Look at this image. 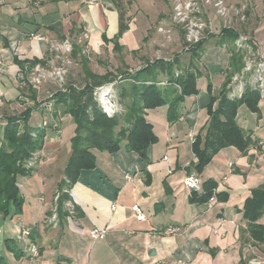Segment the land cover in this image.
<instances>
[{
	"label": "crops",
	"instance_id": "1",
	"mask_svg": "<svg viewBox=\"0 0 264 264\" xmlns=\"http://www.w3.org/2000/svg\"><path fill=\"white\" fill-rule=\"evenodd\" d=\"M88 1L0 0V121L6 115L34 108L27 106L16 113L14 105L38 102V94L33 99L29 87L28 93L24 87L20 89L21 84H31L20 63L47 62L52 48L62 50L66 41H80L83 35L87 39L85 47L95 52L102 44L117 53L127 46L134 49L145 25L160 20L170 5V0ZM204 53L196 79L198 93L186 96L169 117L167 109L146 111L152 127L156 115L165 117L164 152L155 155L151 144L143 159L127 151L125 141L113 154L93 150L96 167L82 170L68 191L70 199L66 202L73 205L75 218L65 203L52 218L54 192L70 155V142L63 138L65 128L72 125L69 135L74 134L73 118L63 112L62 106L57 108V115L51 117L53 126L46 127L38 162L28 175L18 177L24 199L22 210L7 218L0 214V264H241L248 260L246 245L264 247L248 239L242 212L251 191L264 183V96L260 97L258 112H250L243 105L237 111V123L253 142L247 150L222 148L197 173L189 135L208 123V115L202 110L209 100L208 85L215 95L230 67L227 50L225 61L211 70ZM210 71H214L218 84L210 80ZM203 79H207V87ZM148 112L153 115L150 119ZM186 137L191 141L190 157L183 151ZM187 169L201 179L198 195L203 194L205 182L216 184L218 200L211 209L207 201L190 198L183 184ZM134 204L144 212V220L133 216ZM258 222L264 225V215ZM169 227L177 228V232L166 233ZM24 228L30 231L28 241L21 236ZM91 228H107L106 237L92 240L87 233ZM30 242L38 247L37 257L32 258L27 250Z\"/></svg>",
	"mask_w": 264,
	"mask_h": 264
},
{
	"label": "trees",
	"instance_id": "2",
	"mask_svg": "<svg viewBox=\"0 0 264 264\" xmlns=\"http://www.w3.org/2000/svg\"><path fill=\"white\" fill-rule=\"evenodd\" d=\"M227 32L232 35L230 39L236 38L237 35L234 32L229 30ZM200 44L199 42L194 46L191 45L193 49L186 50L190 54V60L199 58L203 54V49L199 50ZM115 47L119 48L117 42H115ZM80 51L81 49L74 45L71 52L76 56ZM227 51L229 52L228 49ZM229 54L230 67L226 71L225 79L217 94L211 95L212 86L210 84L207 88L210 95L205 105L209 116L205 132L203 135L201 133L196 135L192 143V152L197 158L194 166L197 173L202 171L204 165L220 149L234 146L241 152H245L253 143L250 135L237 123L236 115L238 108L242 105L250 112H258L260 97L251 85H246L241 97L229 98L227 96V85L231 76L237 73L244 64L240 54L230 52ZM156 63H162L163 69L169 70L166 66L170 65L167 63L163 61H156ZM37 64L43 66L46 61L33 60L20 63L24 76H28ZM80 64L84 76L82 89L77 90L68 85L64 90L55 91L49 99L52 102L54 116L57 115V108L62 106L63 112L69 114L74 121V134L70 137V155L63 170L68 183L61 180L58 183V189L75 183L82 170L96 167L93 150L113 154L118 152L121 142L125 141L127 151L134 152L145 159L148 147L157 139L152 124L145 117L146 111L167 105L169 117L176 112V106L186 96L198 93L196 83L198 74L188 73L184 77L173 79L172 82L180 87V93L176 95L175 89L163 87L161 90L156 86V82H153L156 77L155 63L147 64L133 72H128L126 69L119 74H128L132 77L130 102L124 113H115L109 117L99 108L94 99L93 90L102 81H107L109 76L113 75L112 72L106 71L104 74L93 72L89 67L88 59L81 54ZM124 79L127 78L124 77ZM27 87L34 99L37 88L28 82ZM122 90L124 89L118 87V92ZM120 94L121 98L128 96L124 92ZM31 112L32 109L26 108L20 114L6 115L3 123L0 124V214L4 218L22 210L24 199L18 184V177L26 176L31 172L32 168H26L25 163L34 152L40 151L43 146L46 127L31 124L29 122ZM203 189L202 195H198V192H191L190 198L208 201L213 190L216 189V184L207 181ZM218 194L216 193L217 200ZM68 199L70 197L67 193L60 194L57 201L58 211L62 209L63 202ZM242 212L246 225L243 231L247 233L248 239L253 243L264 245V225L258 222L264 215V183L251 191V195L244 202Z\"/></svg>",
	"mask_w": 264,
	"mask_h": 264
},
{
	"label": "rangeland",
	"instance_id": "3",
	"mask_svg": "<svg viewBox=\"0 0 264 264\" xmlns=\"http://www.w3.org/2000/svg\"><path fill=\"white\" fill-rule=\"evenodd\" d=\"M163 11V16L160 20L156 23H148L145 25L146 29L143 30L142 36L137 41L134 49L127 46L124 51L117 53L111 49V46H104L102 44L100 50L95 52L85 47L84 42H87L85 35H83L80 41L69 39L67 43L65 42L63 44L62 50L60 48H52L50 58L43 65V72H37L32 69L27 77L30 83L37 88L38 102H29L27 105H14V111L19 113L25 107L34 105L32 110L34 109L35 117L33 119L30 118L29 122L31 124L34 122L38 123L42 127H52L54 123L51 117L54 115L52 114V102L49 101L51 95L58 89L64 90L68 85H71L77 90H81L84 86L80 54L88 59L89 67L95 73L102 74L105 70L112 71L113 75L109 76L107 81H102L93 90L94 99L105 115L107 114L104 109V106L106 107L107 105V100L105 99H109L114 104L116 113H124L126 111V106L130 102L129 96H131L132 92L130 84L133 83L130 75L119 74L126 69L128 72H133L141 67H145L147 64L152 65L155 63L154 70H156V77L153 82H156V86L161 90L163 87L175 89L177 95L180 93V87L174 84L172 80L181 76L184 77L188 73L198 74L199 69L203 66L201 60L202 54L201 57L190 60V54L186 51L199 42L201 43L199 50L202 48L203 53L205 50L210 49L208 53L207 51L204 53V55H207L205 58L207 63L205 64L210 70L217 68V64L225 61L224 56L227 49L230 53L240 54L244 64L237 72L236 78H234L236 73L231 76L227 86L228 92L230 89L232 90V87L238 85L240 80H243L246 82L245 84L249 82L248 85H250L251 83L253 89L259 94V97L264 95V87L260 85V80L262 82L263 80L261 78L264 77V64L259 62L260 60L264 61L263 0H170V5ZM228 30L234 32L237 35L236 38L233 37V39H230L232 35L227 32ZM74 45L81 49L76 56L72 55L71 52ZM191 45L193 46L190 47ZM156 61H163L170 65L166 66L169 70L166 71L163 69V64H157ZM247 64H250V69H244ZM57 72L60 73L57 74ZM210 72L212 77L210 80H213L215 85L218 84L217 77L213 78L214 71ZM38 74H41L39 84L33 81V78L37 77ZM257 76H259L258 79ZM124 77L127 79L125 80ZM203 83L207 87V79ZM247 86L245 85L244 88ZM21 87H24V92L28 93L26 84H21L20 89ZM118 87L124 89L122 91L128 96L121 98L120 93L123 92H118ZM241 91V95L237 97L242 96L244 89L241 90L239 86L236 87V93L240 94ZM106 92L109 93L104 95ZM228 92L227 96L230 93ZM237 97L230 96L229 98ZM20 101L24 100L21 98ZM176 107L179 109L178 105ZM158 109L160 112H165L167 105L159 106ZM202 110L203 113L206 111L207 114L206 107ZM148 113L149 119L153 117L152 112ZM154 121L153 129L159 137L152 144L151 150H155V155H161L164 152L165 143V132L163 130L165 117L162 114L156 115ZM0 123H3V121H0ZM204 126L206 128L207 121L200 125L199 130ZM72 131V125L70 127L67 126L64 130L63 138L67 142H70L69 134ZM198 131L194 130V137H196ZM68 136L69 138L66 139ZM186 138L187 140L184 141L186 146L183 151L187 157H190L189 144L191 141H189L188 137ZM35 153H38V151L34 152L30 159L26 161V168H33L38 162V156ZM61 180H64L66 184L68 183L64 175ZM70 186L65 185L62 189H58L57 187L54 194L56 192L61 193L64 189H68L69 191ZM66 201L63 203H66ZM242 236L247 237L248 235ZM23 237L27 241L29 240V236ZM243 237L240 238L243 239ZM243 242L248 244L245 240ZM246 246L248 248V254L246 256L248 260L245 263L250 264V261H256L259 264H264V247L252 243Z\"/></svg>",
	"mask_w": 264,
	"mask_h": 264
},
{
	"label": "built area",
	"instance_id": "4",
	"mask_svg": "<svg viewBox=\"0 0 264 264\" xmlns=\"http://www.w3.org/2000/svg\"><path fill=\"white\" fill-rule=\"evenodd\" d=\"M95 1H97V0H89L88 2L91 4V3H94ZM218 6H219V4H218ZM31 37L34 38V39H41L40 36H36V35H31ZM66 43H67V41H66ZM259 62L264 64V61L263 62L259 61ZM249 66H250V64H247L244 69H250ZM42 68H43L42 65L37 64L33 69H34V71H37V72H43ZM59 73L60 72H57V74H59ZM236 75H237V73L235 74L234 78L237 77ZM40 77H41V74H38L37 77L33 78V81H35L37 84H39L40 83ZM258 78H259V76H257V79ZM261 79L264 81V77L261 78ZM263 81L261 82V80H260V85H262V87H264V82ZM245 83H246L245 81L240 80L238 82V85H235L234 87H232V90L230 89V91H229L230 93L228 92L229 93L228 96L229 97L230 96L231 97L240 96L242 91L240 92V94L236 93V87L239 86V88L241 90H243L244 86L249 84V82H247V84H245ZM252 84H253V81H252ZM250 85H251V83H250ZM262 96H264V95H262ZM105 100H107L106 101L107 102V105H106L107 108L104 106L105 112L107 113L106 115H108V116L114 115L116 113V109L114 107V104L109 99H105ZM189 136H190L191 141L193 142L194 141L193 133H190ZM35 154L38 156V153H35ZM163 160L166 161L167 157L164 156ZM168 171L171 172L172 169L169 168ZM126 178L128 180L131 179V177L129 175H126ZM183 184H184L185 188L188 190L189 193L198 192L200 190V187H201V179H200L199 175L195 171H186V175L184 176V179H183ZM61 193H67L68 194L69 192H68V189H64V190H62ZM61 193L56 192L54 194V197H53V205H54L53 206V212H54V215L52 216V218H54V219L56 218L57 201H58V198L60 197ZM216 200H217V198H216V189H214L213 192H212V195L209 197V199H208V201L206 203L207 204V208L211 209L215 205ZM65 207L68 210L70 216L72 218H75V211H74L73 205L70 204L69 202H66L65 203ZM131 210L133 212V216L137 220L141 221V220L145 219V214H144V212L142 211V209L140 208L139 205H137V204L132 205L131 206ZM194 224H196V222ZM194 224H191V225H194ZM175 232H177V228L169 227V228L166 229V233H168V234L175 233ZM87 233H88L89 237L92 240L104 239L106 237V234H107V228H91V229H89L87 231ZM29 235H30V231H29L28 228H24V229L21 230V236H29ZM27 250H28V252H29V254H30V256L32 258L37 257L38 254H39L38 247L36 246V244H34L32 242H30L27 245ZM250 264H259V262L250 261Z\"/></svg>",
	"mask_w": 264,
	"mask_h": 264
},
{
	"label": "bare ground",
	"instance_id": "5",
	"mask_svg": "<svg viewBox=\"0 0 264 264\" xmlns=\"http://www.w3.org/2000/svg\"><path fill=\"white\" fill-rule=\"evenodd\" d=\"M109 92H106V94H104V95H107ZM103 97V96H102ZM105 98H107V97H105Z\"/></svg>",
	"mask_w": 264,
	"mask_h": 264
}]
</instances>
